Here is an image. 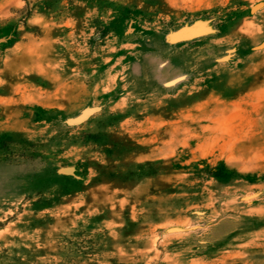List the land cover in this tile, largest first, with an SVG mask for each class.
<instances>
[{"label":"rangeland","instance_id":"374dc122","mask_svg":"<svg viewBox=\"0 0 264 264\" xmlns=\"http://www.w3.org/2000/svg\"><path fill=\"white\" fill-rule=\"evenodd\" d=\"M0 264H264V0H0Z\"/></svg>","mask_w":264,"mask_h":264},{"label":"water","instance_id":"95a60500","mask_svg":"<svg viewBox=\"0 0 264 264\" xmlns=\"http://www.w3.org/2000/svg\"><path fill=\"white\" fill-rule=\"evenodd\" d=\"M200 33H179L175 38L178 39H189L199 36Z\"/></svg>","mask_w":264,"mask_h":264}]
</instances>
